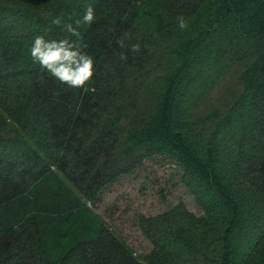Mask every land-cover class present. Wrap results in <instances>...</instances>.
<instances>
[{
    "label": "trees",
    "instance_id": "trees-1",
    "mask_svg": "<svg viewBox=\"0 0 264 264\" xmlns=\"http://www.w3.org/2000/svg\"><path fill=\"white\" fill-rule=\"evenodd\" d=\"M88 4L84 92L30 47L76 39L63 22L75 27ZM236 63L221 117L197 114L209 80ZM157 155L182 168L204 214H140L143 254L96 206ZM0 264H264V0H0Z\"/></svg>",
    "mask_w": 264,
    "mask_h": 264
},
{
    "label": "rangeland",
    "instance_id": "rangeland-1",
    "mask_svg": "<svg viewBox=\"0 0 264 264\" xmlns=\"http://www.w3.org/2000/svg\"><path fill=\"white\" fill-rule=\"evenodd\" d=\"M241 72V65L236 63L210 79L197 100L195 112L214 119L221 117L240 88ZM183 174L182 168L166 156L148 158L135 171L122 175L104 190L96 211L138 253L145 254L152 249V245L138 226L140 214L157 215L180 203H184L198 216L204 214L194 195L184 184ZM68 184L78 193L70 182Z\"/></svg>",
    "mask_w": 264,
    "mask_h": 264
},
{
    "label": "clouds",
    "instance_id": "clouds-1",
    "mask_svg": "<svg viewBox=\"0 0 264 264\" xmlns=\"http://www.w3.org/2000/svg\"><path fill=\"white\" fill-rule=\"evenodd\" d=\"M95 20L94 8L91 4L86 6L84 15L75 21V27L70 22H63V31L69 36L75 37L46 40L44 36L37 35L30 47V55L33 62L39 63L41 68L47 70L60 83L70 88H79L84 92L94 91L86 87L95 74L94 62L91 56L84 53L81 48V25H91ZM54 25L62 24V17L57 16L52 20ZM176 24L181 31L189 27L187 19L183 15L176 17ZM121 48L125 47L124 40L118 39ZM140 45L131 46V51L138 52ZM121 60H126V55H121Z\"/></svg>",
    "mask_w": 264,
    "mask_h": 264
}]
</instances>
